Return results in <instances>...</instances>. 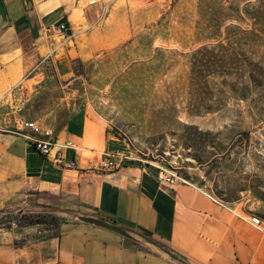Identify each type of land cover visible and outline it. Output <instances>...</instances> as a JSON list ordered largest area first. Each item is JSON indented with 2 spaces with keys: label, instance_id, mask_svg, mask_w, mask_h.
I'll return each instance as SVG.
<instances>
[{
  "label": "rangeland",
  "instance_id": "1",
  "mask_svg": "<svg viewBox=\"0 0 264 264\" xmlns=\"http://www.w3.org/2000/svg\"><path fill=\"white\" fill-rule=\"evenodd\" d=\"M92 5L91 12L72 17L80 18V59L72 63L73 76L43 90L32 110L45 105V119L58 125L79 107L102 115L106 128L134 155L175 168L188 181L184 174L205 176L191 144L197 130H208L231 150L232 169L220 167V185L236 188L237 198L229 203L264 219V200L252 191L264 192V77L236 66L209 72L198 67L199 60L232 49L237 58L264 65V31L254 18L264 12V0H97ZM85 15L91 22L82 23ZM217 43L228 50L214 49ZM126 156L116 157L117 163L130 161L131 154ZM22 213L47 215L45 224L31 225L38 240L59 234L62 223L80 221V215L118 224L80 211L68 194L31 190L0 208V230L14 227L6 225Z\"/></svg>",
  "mask_w": 264,
  "mask_h": 264
},
{
  "label": "crops",
  "instance_id": "2",
  "mask_svg": "<svg viewBox=\"0 0 264 264\" xmlns=\"http://www.w3.org/2000/svg\"><path fill=\"white\" fill-rule=\"evenodd\" d=\"M92 7L88 0H0V121L10 120L5 112L25 92L22 116L49 126L57 141L53 151L60 147L63 161L76 165L55 162L19 134L2 133L0 208L31 190L68 194L80 211L115 221L132 238L81 220L62 223L59 236L43 240L35 237L36 227L14 226L0 230V264H264V234L238 214L240 203L223 207L191 180L164 189L157 167L134 155L102 115L79 107L58 125L45 119V105L32 110L43 90L73 76L80 18L72 17ZM63 22L67 36L54 29ZM106 152L130 153L131 160L105 169L99 162Z\"/></svg>",
  "mask_w": 264,
  "mask_h": 264
},
{
  "label": "trees",
  "instance_id": "3",
  "mask_svg": "<svg viewBox=\"0 0 264 264\" xmlns=\"http://www.w3.org/2000/svg\"><path fill=\"white\" fill-rule=\"evenodd\" d=\"M254 18L256 19V23L259 24L264 31V12H258ZM214 49H225L228 50L227 45H223L222 43H217L214 46ZM200 49H206L203 46ZM198 49L197 51H200ZM213 49V48H212ZM236 66L239 68H245L247 71H253L260 78L264 77V65H262L259 60L254 61L250 57L245 58H237V52L235 50H231V53L222 54L221 56H209L208 60L205 61L199 60L198 67L204 68L207 72L215 71L227 67ZM193 128H197V126H193ZM196 141L191 144L192 148L196 150L198 153L193 154V159L195 161V165L199 166L204 170V178L191 177L184 174V176L196 183L200 187H206L210 189L218 198L223 201L230 202L236 199L237 197H233L235 190L223 188L220 185L221 177L224 173H222L220 167L224 166L226 169H232L233 162H231L230 154L231 150L228 147H221L219 143L215 142L211 137V132L208 130H197L196 132ZM211 146L215 151L209 155L207 154L206 148ZM188 164V163H185ZM240 188V187H239ZM248 187L245 185L240 189H247ZM253 193L258 197L264 200V192L258 191L256 189L252 190ZM233 193V194H232ZM47 215H40L34 213H22L19 216H15L13 220L9 221L6 227H11L13 224L16 227H24L31 226L36 224H45L47 222ZM3 226V223H0V227ZM59 236V234L55 235ZM132 238V237H130ZM148 240L152 241L151 238L147 237ZM160 247H162L167 252L172 253V249L168 248L166 245L156 242Z\"/></svg>",
  "mask_w": 264,
  "mask_h": 264
},
{
  "label": "built area",
  "instance_id": "4",
  "mask_svg": "<svg viewBox=\"0 0 264 264\" xmlns=\"http://www.w3.org/2000/svg\"><path fill=\"white\" fill-rule=\"evenodd\" d=\"M97 0H90L89 4L96 3ZM54 29L60 33H64L67 36L68 33V25L66 23H60L59 25L55 26ZM50 57V54L43 56L36 65H40L41 62L45 61L47 58ZM20 83L18 84V87ZM28 103V97L25 92L19 95L18 100L9 107V110L5 113L10 116V120L7 122L0 121V135L2 133H12V134H19L24 137L25 142L36 150H38L43 155L51 158L57 163H64L67 167H75V161L71 160L68 162L63 161V153L59 148L54 149L57 145V141L54 137V133L52 129L47 126L46 124L39 122L35 119H27L22 116L23 110ZM2 105L0 104V116L2 113ZM116 155V156H115ZM118 155V156H117ZM116 157H119L120 160L123 158H127L126 155L123 154H115L112 152L104 153V158L99 162V166L105 169H111L119 165L116 161ZM168 169L164 165H157V174H156V181L164 188H171L177 182H188L182 175H179L175 170ZM195 185L194 183H191ZM206 194L217 204L227 207L230 210H233L230 204L222 199L218 198L213 193L206 192ZM242 217H246L249 222L256 227L262 234H264V219L257 214H245V213H238ZM247 215V216H246Z\"/></svg>",
  "mask_w": 264,
  "mask_h": 264
},
{
  "label": "water",
  "instance_id": "5",
  "mask_svg": "<svg viewBox=\"0 0 264 264\" xmlns=\"http://www.w3.org/2000/svg\"><path fill=\"white\" fill-rule=\"evenodd\" d=\"M79 220L88 222L94 225H98L100 227L106 228L108 230L114 231L124 237L130 238L132 235L121 225L111 223L105 219L96 218L92 216L80 215Z\"/></svg>",
  "mask_w": 264,
  "mask_h": 264
}]
</instances>
